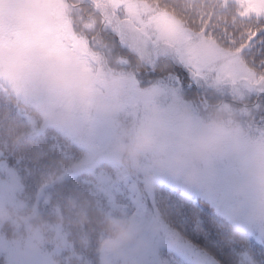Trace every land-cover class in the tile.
Returning <instances> with one entry per match:
<instances>
[{"label": "snow or ice", "instance_id": "obj_1", "mask_svg": "<svg viewBox=\"0 0 264 264\" xmlns=\"http://www.w3.org/2000/svg\"><path fill=\"white\" fill-rule=\"evenodd\" d=\"M209 45L214 55L198 57ZM70 63L93 93L119 105L123 120L187 109L227 110L264 143V0H26L0 10V200L49 216L65 264H116L96 244L77 242L57 218L62 201L86 191L100 209L182 225L209 238L226 223L178 186H148L144 173L118 171L104 149L114 123L85 115L73 128L45 124L25 105L18 81L40 64ZM167 200V217L161 201ZM195 205L197 212H193ZM264 252V249L261 250ZM248 264H256L249 256ZM40 264H44L41 260Z\"/></svg>", "mask_w": 264, "mask_h": 264}, {"label": "clouds", "instance_id": "obj_2", "mask_svg": "<svg viewBox=\"0 0 264 264\" xmlns=\"http://www.w3.org/2000/svg\"><path fill=\"white\" fill-rule=\"evenodd\" d=\"M11 0H3L0 10L7 11ZM209 45H200L195 55H214ZM18 87L29 110L47 125L68 129L86 114L105 123H114L110 142L104 149L114 167L123 173H144L150 161L148 186L159 189L162 181L196 186L202 170L218 159L243 149L250 158L249 176L264 189V143L249 137L225 109L214 108L204 117L187 109L151 112L136 119L123 120L119 105L107 96L93 93L92 79L70 63L45 62L28 71ZM77 135L87 134L85 127L73 128ZM243 188L237 189L243 195ZM259 214L264 217V208ZM104 239L101 247L116 264H135L133 256L145 244L144 228L127 213H98ZM12 227L17 242L31 252L53 240L49 217L29 207L0 206V227ZM23 229V231H21Z\"/></svg>", "mask_w": 264, "mask_h": 264}, {"label": "rangeland", "instance_id": "obj_3", "mask_svg": "<svg viewBox=\"0 0 264 264\" xmlns=\"http://www.w3.org/2000/svg\"><path fill=\"white\" fill-rule=\"evenodd\" d=\"M2 2L3 0H0V3ZM11 3L22 9L26 0H11ZM247 132L253 140L259 138L257 134ZM250 167V158L241 149L205 167L198 185L173 184L183 193L207 199L218 212L233 220L239 228L249 232L264 244V217H261L258 211L264 208V189H261L249 176ZM144 169L147 177L151 172L150 161H145ZM238 188L245 190L243 195L237 194ZM0 206L18 208L24 207V204L4 199L0 200ZM143 228L145 244L134 254L135 264H221L215 257L188 241L168 224L153 221ZM12 231L15 235L7 238L0 227V256L2 254L6 257V264H40L41 260L44 264H65L63 254L48 255L53 248L62 247L64 243L63 239L54 235V230L53 240L35 252L28 251L22 243H18L19 234L14 229ZM104 254L106 255L105 252Z\"/></svg>", "mask_w": 264, "mask_h": 264}, {"label": "trees", "instance_id": "obj_4", "mask_svg": "<svg viewBox=\"0 0 264 264\" xmlns=\"http://www.w3.org/2000/svg\"><path fill=\"white\" fill-rule=\"evenodd\" d=\"M187 200H198L205 204L215 216L226 221V223L219 224L221 233L217 234L216 238H209L201 232L193 233L192 231L184 228L182 225L173 224L171 227L177 230L183 237L191 243L197 245L205 252L215 257L221 264H248L247 257L251 256L256 260V264H264V244L255 239L249 232L239 228L235 222L224 214L218 212L213 204L207 199L202 197L190 196L183 193ZM24 207L33 208L31 205ZM63 215L57 218V223H61L72 234L77 237V242L84 244L86 238H96V244L101 251L104 234L101 226L98 223V213H112L121 214L117 211H106L100 209L94 198L86 191L70 194L62 201ZM161 208L166 213L167 217V200L161 201ZM193 212H197L195 205L192 207ZM41 214L48 216L46 213L40 211ZM198 214V212H197ZM49 217V216H48ZM12 227H2V233L7 238L15 235ZM0 264H6L5 256L1 254Z\"/></svg>", "mask_w": 264, "mask_h": 264}]
</instances>
